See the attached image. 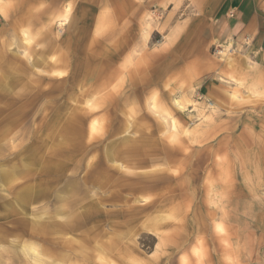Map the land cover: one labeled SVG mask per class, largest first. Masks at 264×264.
Returning <instances> with one entry per match:
<instances>
[{
  "label": "rangeland",
  "instance_id": "obj_1",
  "mask_svg": "<svg viewBox=\"0 0 264 264\" xmlns=\"http://www.w3.org/2000/svg\"><path fill=\"white\" fill-rule=\"evenodd\" d=\"M207 1L0 0V264H264V92Z\"/></svg>",
  "mask_w": 264,
  "mask_h": 264
},
{
  "label": "crops",
  "instance_id": "obj_2",
  "mask_svg": "<svg viewBox=\"0 0 264 264\" xmlns=\"http://www.w3.org/2000/svg\"><path fill=\"white\" fill-rule=\"evenodd\" d=\"M207 4L211 6L207 11L215 9L211 15L222 20L224 41L233 40L235 50L231 61L237 68L231 74L239 77L250 91L264 92V0H208ZM81 29L76 37L65 42L75 45L80 36L82 40L88 29ZM132 42L133 39L125 38L118 45Z\"/></svg>",
  "mask_w": 264,
  "mask_h": 264
},
{
  "label": "bare ground",
  "instance_id": "obj_3",
  "mask_svg": "<svg viewBox=\"0 0 264 264\" xmlns=\"http://www.w3.org/2000/svg\"><path fill=\"white\" fill-rule=\"evenodd\" d=\"M40 238V237H39Z\"/></svg>",
  "mask_w": 264,
  "mask_h": 264
}]
</instances>
